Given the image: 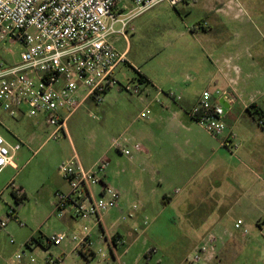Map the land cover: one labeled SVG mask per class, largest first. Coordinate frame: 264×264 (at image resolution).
<instances>
[{"label":"rangeland","instance_id":"374dc122","mask_svg":"<svg viewBox=\"0 0 264 264\" xmlns=\"http://www.w3.org/2000/svg\"><path fill=\"white\" fill-rule=\"evenodd\" d=\"M126 5L132 6L130 2ZM205 13L201 5L187 10L183 6L174 8L164 2L134 16L127 29V38L121 36L120 41H114L120 35L112 36V42L117 48L121 51L128 48L129 62L122 65L116 73L124 87L131 90L137 83L139 74L144 72L154 75L161 82L165 79L168 81L172 76L181 80L183 73H187L181 65L187 51L186 45L190 44L192 29ZM120 27L121 24L116 26L117 29ZM227 30L225 38L231 41V24ZM198 34L203 33L198 32ZM213 35L214 32L208 34V36ZM260 45L264 47V41ZM19 51L20 46L10 41L5 46L3 54L12 57V52L18 55ZM218 54L231 56V48L222 44ZM263 65L254 70L246 84L238 86L240 92L238 102L231 109V123L237 121L238 127L241 126L247 132L253 133V139L249 141L252 146L257 144L264 146V128L258 126L257 122L260 118L252 115L244 106L252 101L264 111ZM205 84L206 82H203L184 87L197 94L208 88ZM170 85V82H166L156 88L143 87L145 91H152L148 101L154 102L151 119L154 110L157 111L161 105L155 101L159 91L163 93L158 99L165 103H168V98L164 93L169 90L177 91V87ZM128 90L125 88L121 91L111 90L102 104L86 103L68 120V135L64 136L61 133L56 138L50 137L54 129L46 124L44 118L23 115L14 121L6 113L0 112V118L5 125V127L0 126V133L12 142L20 140L24 143L11 167L0 175V182L14 176L13 186L26 187L28 194L22 204H18L12 194L13 186L7 185L1 192L0 219L6 220V211L11 208L15 210L16 218L8 222L5 232L0 235V264H11L12 257L22 251L32 238L43 239L53 233L66 231L63 221L56 216L53 193L57 182L63 177L60 172L61 164L75 154L86 168L108 159L106 180L128 196L130 203L138 201L139 182L145 184V189L149 191V179L153 176L156 181L164 180L163 188L170 193L176 191L179 195L185 194L182 190L183 178L174 182L164 179L167 173L164 167L163 170L158 168L160 160L157 156L150 157L148 154L139 155L133 152L134 159H132L113 147L114 140L122 136L144 145L139 141L140 138L139 140L135 138L143 130L162 133L167 130L163 121L153 125L151 119L147 120L140 116L143 106L141 97ZM184 163L181 158L176 159L178 166ZM247 165L251 172L259 173L258 168L250 163ZM198 167L199 164L192 165L187 173L196 178L199 174ZM156 171L162 172L159 175ZM137 212H134L135 216L131 218L132 206L127 207L125 217L113 215L107 222L114 225V228L118 227L124 235V243L118 248V260L114 258L108 245L104 241H98V238L94 239L93 249L95 253L102 249L107 255L106 259L100 254L88 258L82 253H73L74 244L70 241L60 246L47 245L46 249L37 246L34 251L41 260L46 256L60 257L63 259L61 264H193L191 259L204 241L205 236L202 232L208 230L206 225L202 227L201 232V229L197 228L196 220L180 217L176 205L169 206L162 213ZM237 219L244 222L248 234L244 235L243 230L235 228ZM220 221L221 223L212 233L224 236V239L229 241L231 237L236 238L244 248L240 252L231 250L228 244L222 249L219 247L216 257L210 264H264V226L261 228L254 217L248 218L238 210ZM95 228L97 235L100 234L101 228ZM12 239L14 243H11Z\"/></svg>","mask_w":264,"mask_h":264},{"label":"built area","instance_id":"2783aa9c","mask_svg":"<svg viewBox=\"0 0 264 264\" xmlns=\"http://www.w3.org/2000/svg\"><path fill=\"white\" fill-rule=\"evenodd\" d=\"M127 2L132 6H127ZM164 2L178 8L195 0H0V112L14 121L23 115L44 118L54 129L51 138L61 133L67 136L68 120L86 103L102 104L111 90H128L116 76L118 69L127 63V53L120 52L111 38L114 35L127 38L134 16ZM118 24H121L119 29ZM10 41L20 46L18 55L3 54ZM144 86L147 88L148 84L138 76L137 83L128 91L143 98L147 92ZM227 93L220 89L204 90L190 115L223 147L231 148L227 109L221 101ZM159 97L155 101L162 104ZM150 115L149 106L140 114L147 120ZM258 124L264 126V119H259ZM0 126L5 127L1 118ZM23 145L20 140L12 142L0 134V172L14 163ZM113 147L131 158L133 152L145 151L140 142L126 136L115 139ZM108 166V159H103L86 168L76 154L61 164L60 172L69 190L56 192V216L84 224L78 232H56L43 238L42 245H26L12 257L11 264H61L60 257L46 256L41 260L34 250L37 246H60L66 241L75 245V251L89 256L100 254L106 259L102 249L92 252L93 226L103 230L102 238L118 260V248L123 241L118 234L105 233L104 217L119 208L122 193L106 180ZM15 190L19 198L23 196L21 188ZM132 209L136 210L137 206ZM6 215V220L0 219V235L8 222L16 218L13 208ZM244 225L242 220L235 222V228L246 235L248 228ZM220 240L215 233L205 236L191 262L206 264L215 258Z\"/></svg>","mask_w":264,"mask_h":264},{"label":"crops","instance_id":"0c3cea01","mask_svg":"<svg viewBox=\"0 0 264 264\" xmlns=\"http://www.w3.org/2000/svg\"><path fill=\"white\" fill-rule=\"evenodd\" d=\"M198 5H201L206 13L192 29L193 35L190 37V44L186 45L187 51L181 65L187 73H183L181 80L172 76L168 81L165 79L164 82L147 72L142 73L150 82L148 84L150 89L163 86L166 82H170V86L177 87V91L169 90L164 93L168 98V103L162 101L159 109L154 110L152 119V106L154 105L152 103L154 102H148L152 91H147L141 98L143 103L141 112L146 106H149L152 124L163 121L167 130L163 133L143 130L138 134L139 136L135 137L138 140L140 138L139 141L144 144L145 148L144 152L137 154L157 156L160 160L158 168L163 170L164 167L167 173L164 179L174 182V180L183 178L182 190L185 194L179 195L176 191L170 193L163 188L164 180L156 181L154 176L149 179V191L145 189V184L139 182L137 202L130 203L127 199L128 196L121 192V204L119 208L105 215L104 229L108 235L118 234L123 243L124 235L120 229L114 228V225L107 222L113 215L125 217V209L134 205L137 206V209H133L131 218L135 216L134 212L138 213L137 211L146 214L158 211L162 213L169 206L176 205L180 217L196 220L197 228H200L201 232L202 227L207 226L208 230L202 232L203 236L214 232L215 227L221 223V219L237 210L248 218L254 217L261 228L264 226V146L261 144L250 145L249 141L253 139V133L247 132L241 126L238 127L237 121L231 123V109L238 102L240 93L238 86L246 84L254 70L259 69V66L264 62V47L260 45L264 41V0H195L183 7L189 10ZM230 24L231 41L225 38ZM198 32L203 34H198ZM209 32H214V35L208 36ZM120 39L121 36L114 41H120ZM222 44L231 48V56L218 54ZM117 49L120 52L128 53V48L124 51H121L120 48ZM128 62L127 58L126 64ZM203 82H206L205 86H208L204 90L220 89L235 95L236 100L227 104L226 113L227 135H232L231 148L223 147L217 138L210 135L190 115L193 106L204 90L194 94L184 86H194V84L198 85ZM169 93H173V96H170ZM158 96H160L159 93ZM253 103L255 102L250 101L244 107L248 108ZM258 126L264 128L259 124ZM227 135L225 136L227 137ZM239 137L242 139H238ZM178 157L185 162L184 165L176 164ZM16 158L17 156L14 161ZM246 163L258 168L259 173L251 172ZM194 164H199L197 168L199 174L196 175V178L187 173ZM10 167L2 170L0 175ZM161 172L156 171V174L160 175ZM14 178L12 176L11 179L0 182V196L7 185L15 184ZM16 188H21L23 191V196L20 198L28 197L26 187L21 185L13 186L12 192L16 197H18ZM68 190L69 186L62 177L57 182L53 197L55 198L57 191L67 192ZM7 212L8 210L6 214ZM61 220L65 225L66 232L70 234L78 232L84 224V222L70 217L61 218ZM95 227L93 226V238L104 241L103 230L100 229L101 233L97 235ZM220 237L218 249L219 247L222 249L224 245L228 244L231 250L240 252L243 250L244 246L241 247L236 238L231 237L229 241V239H224V236ZM92 252L95 253V250L93 249ZM73 253H78L75 251V245ZM82 254L88 258L94 256ZM213 259L206 264H210Z\"/></svg>","mask_w":264,"mask_h":264},{"label":"trees","instance_id":"16d2710c","mask_svg":"<svg viewBox=\"0 0 264 264\" xmlns=\"http://www.w3.org/2000/svg\"><path fill=\"white\" fill-rule=\"evenodd\" d=\"M139 78L143 83L149 84L150 82L148 81V79L142 74H139ZM253 109V110H252ZM247 110L252 113V115L259 117L260 119H262L264 117V111L262 109H260L255 103L251 104ZM13 196L15 197L16 201L18 204H21L23 202V198H18L15 196L14 192H12ZM32 244H37V245H42V238H32L31 240H29L26 245L27 246H31ZM44 249H46V246H43ZM86 256V255H85Z\"/></svg>","mask_w":264,"mask_h":264},{"label":"water","instance_id":"95a60500","mask_svg":"<svg viewBox=\"0 0 264 264\" xmlns=\"http://www.w3.org/2000/svg\"><path fill=\"white\" fill-rule=\"evenodd\" d=\"M236 100L235 95L231 92L227 93L223 98H222V103L225 105L226 109H227V104H231L232 102H234Z\"/></svg>","mask_w":264,"mask_h":264}]
</instances>
